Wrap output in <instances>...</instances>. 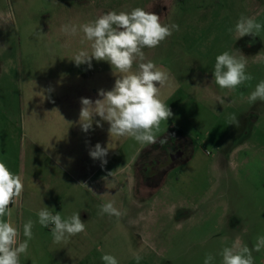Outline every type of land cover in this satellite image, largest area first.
I'll use <instances>...</instances> for the list:
<instances>
[{
	"label": "rangeland",
	"instance_id": "rangeland-1",
	"mask_svg": "<svg viewBox=\"0 0 264 264\" xmlns=\"http://www.w3.org/2000/svg\"><path fill=\"white\" fill-rule=\"evenodd\" d=\"M136 7L155 12L162 23L179 25L158 47L144 49L147 60L170 74L161 96L174 115L157 133L168 138L163 146L110 138L107 122L82 132L81 98L98 99V90H111L116 77L104 61L93 59L91 68L76 66L72 57L78 50L90 51L89 45L81 43L82 33L61 32L62 25ZM241 14L264 24V0H0L1 100L43 103L46 114L76 123L74 163L77 171L86 169L77 172L74 212L88 219L87 250L77 247V264L83 257L82 264H103L104 254L115 256L118 264H137V253L139 264H204L208 253L215 257L212 264H220L222 248L239 239L251 249L264 235V101L247 99L264 80V28L259 36L238 39L234 29ZM8 47L11 61L2 57ZM224 51L244 55L254 79L235 90L219 88L212 71ZM109 142L113 149L102 167L89 150ZM178 146L179 161L168 167L162 183L135 194L136 185L129 181L136 170L141 172L138 167L155 160L163 164ZM187 149L188 160L180 161ZM166 150L168 155L156 157ZM100 168L88 181V172ZM104 176L113 188L107 196L93 185ZM106 198L116 200L118 210L123 206L119 218L100 214ZM252 254L254 264H264V248Z\"/></svg>",
	"mask_w": 264,
	"mask_h": 264
},
{
	"label": "clouds",
	"instance_id": "clouds-1",
	"mask_svg": "<svg viewBox=\"0 0 264 264\" xmlns=\"http://www.w3.org/2000/svg\"><path fill=\"white\" fill-rule=\"evenodd\" d=\"M262 28L264 24L241 14L234 30L239 39L246 35L259 36ZM174 31H179L178 24L162 23L158 14L141 7L130 11H108L80 25H62V33L67 36L82 33L81 43L87 42L89 45L90 51L81 49L72 57L71 61L76 66L86 64L91 68L93 59L104 61L110 64L116 77L111 90H98V99L81 98L79 124L82 131L87 133L93 129L94 123L96 127H103L102 122H107L110 138L130 137L143 145L159 142L163 146L167 143L168 138H159L157 133L161 123L174 115L161 96V88L167 84L170 74L147 60L144 49L158 47ZM228 31L231 33L233 29L229 28ZM36 36L39 38L41 33L37 32ZM212 76L219 88L228 90H235L254 79L247 72L245 56L233 55L229 51L216 56ZM247 99L249 103L264 101V80L255 86ZM218 101L223 105L222 98H218ZM96 117L100 119L96 120ZM230 119L236 118L232 116ZM109 149H113L110 142L107 147L97 143L89 150V155L94 160H100L103 167L107 164L105 157ZM80 185L88 188L84 183ZM23 191L22 177L0 161V264H20V257L27 254L29 241L33 238L32 219L23 224V240L20 239L21 231L11 221L12 208L19 204ZM100 214L117 218L121 216L113 202L100 205ZM37 217L36 222L50 229L54 243H67L71 237L86 231V223L81 220L79 212L63 218L61 212H54L44 206L38 211ZM261 248H264V235L257 237L251 249L237 239L231 246L222 248L219 253L220 264H254L252 253L259 252ZM101 259L103 264H118L117 258L111 254H104ZM134 259L139 264L142 256L134 254ZM214 259L208 253L204 264H212Z\"/></svg>",
	"mask_w": 264,
	"mask_h": 264
},
{
	"label": "crops",
	"instance_id": "crops-1",
	"mask_svg": "<svg viewBox=\"0 0 264 264\" xmlns=\"http://www.w3.org/2000/svg\"><path fill=\"white\" fill-rule=\"evenodd\" d=\"M4 49L5 46L1 48ZM5 52L9 56H2L3 59L8 57V61H11L9 47ZM1 92L0 89V94L4 93ZM45 110L47 107L43 103H28L22 99L4 101L0 97V161L6 163L14 174L20 175L24 183L22 198L19 204L12 208L11 221L21 231V240L25 239L22 235L23 224L29 219L34 221L33 238L29 241L27 254L20 257V264H77L75 257L77 247L79 252L84 253L87 250L85 247L88 239L85 237V232L78 238V234L71 237L67 243H54L50 229L36 222L37 213L44 206L54 212H61L63 218L75 213L77 172L83 174L86 169L80 168L77 171L74 163V153L77 149L75 121L59 119L46 114ZM98 132L102 136L101 128ZM90 134L91 131L87 140ZM168 150L156 154V157H162ZM100 171L101 168L98 171L88 172L87 180L91 181V178L97 176ZM129 183L134 187L136 185L134 193L140 195L137 170ZM93 185L94 189L99 190L98 194L103 196H107L110 187L112 188L111 184L108 185V176L96 178ZM115 197L118 200V194ZM115 201L106 198L102 202H113L116 207ZM122 207L119 210L121 215ZM81 220L87 222V216L85 215ZM85 259L83 257L78 264L84 263Z\"/></svg>",
	"mask_w": 264,
	"mask_h": 264
},
{
	"label": "flooded vegetation",
	"instance_id": "flooded-vegetation-1",
	"mask_svg": "<svg viewBox=\"0 0 264 264\" xmlns=\"http://www.w3.org/2000/svg\"><path fill=\"white\" fill-rule=\"evenodd\" d=\"M175 149H177V151L174 154L166 156L164 160L165 162L163 164L160 163V165L156 164L155 166H150L148 171H146L145 176H139V186H141L140 188L151 189V187H155L156 184L159 185L162 183L167 173L168 167L170 165H174L177 161L175 156L182 152L181 147L179 146L177 148L175 147Z\"/></svg>",
	"mask_w": 264,
	"mask_h": 264
},
{
	"label": "trees",
	"instance_id": "trees-1",
	"mask_svg": "<svg viewBox=\"0 0 264 264\" xmlns=\"http://www.w3.org/2000/svg\"><path fill=\"white\" fill-rule=\"evenodd\" d=\"M174 2H184L185 0H173ZM171 152V151H170ZM183 153L185 154L184 156H183V158H180V161H182V160H188V158H189V154H190V150H184L183 151ZM168 155V154H167ZM177 161H179V159H177ZM177 161H176V163H177ZM157 163H159L160 164V162L158 161V160H156V161H151V162H147V163H145V165H147V166H151V164L154 166V165H156ZM142 164V163H141ZM144 164H142L140 167H138L139 168V170H141V172H139V176H145L146 174V171H148V169H149V167H147V166H145ZM141 168V169H140Z\"/></svg>",
	"mask_w": 264,
	"mask_h": 264
}]
</instances>
